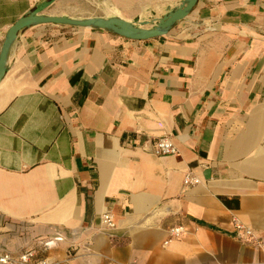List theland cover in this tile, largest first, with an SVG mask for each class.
<instances>
[{
  "label": "crops",
  "instance_id": "crops-1",
  "mask_svg": "<svg viewBox=\"0 0 264 264\" xmlns=\"http://www.w3.org/2000/svg\"><path fill=\"white\" fill-rule=\"evenodd\" d=\"M42 1L0 0V49ZM180 1L42 12L152 21ZM163 135L176 152L152 151ZM70 245L72 264H264V0H197L142 40L53 23L17 32L0 80V252L60 259Z\"/></svg>",
  "mask_w": 264,
  "mask_h": 264
},
{
  "label": "water",
  "instance_id": "water-1",
  "mask_svg": "<svg viewBox=\"0 0 264 264\" xmlns=\"http://www.w3.org/2000/svg\"><path fill=\"white\" fill-rule=\"evenodd\" d=\"M53 0H44L20 16L8 28L0 49V80L5 73L6 59L10 46L17 32L30 25L53 23L72 26L101 28L131 39H147L166 33L178 20L184 18L193 8L197 0H181L161 16L152 21L127 20L117 15L72 17L64 14H46L42 10Z\"/></svg>",
  "mask_w": 264,
  "mask_h": 264
},
{
  "label": "built area",
  "instance_id": "built-area-1",
  "mask_svg": "<svg viewBox=\"0 0 264 264\" xmlns=\"http://www.w3.org/2000/svg\"><path fill=\"white\" fill-rule=\"evenodd\" d=\"M152 151L156 155H163L176 152V148L173 145L171 139L166 136H159L152 141ZM198 182V178L192 176L190 173H186L183 177L184 185H192ZM102 223L110 228L114 227L115 223L112 219L110 212H104L101 215ZM234 226L241 231L240 237L251 238L253 236L252 230L249 227H245L237 221H234ZM182 231L181 226H174L169 228L170 237H177ZM167 242V241H165ZM44 245H48V242H44ZM76 247L70 245L66 248L65 254L60 259H49L46 256L38 255L37 250L34 247H27L19 252L1 251L0 263L1 264H72V260L76 256ZM232 264V263H224ZM233 264H251V263H233Z\"/></svg>",
  "mask_w": 264,
  "mask_h": 264
}]
</instances>
